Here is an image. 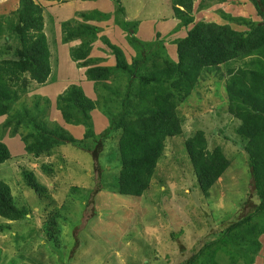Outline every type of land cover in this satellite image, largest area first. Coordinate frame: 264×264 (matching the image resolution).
Segmentation results:
<instances>
[{"label":"rangeland","instance_id":"obj_1","mask_svg":"<svg viewBox=\"0 0 264 264\" xmlns=\"http://www.w3.org/2000/svg\"><path fill=\"white\" fill-rule=\"evenodd\" d=\"M33 1L43 10L52 72L43 85L31 82L27 75L20 76L13 87L18 99L11 104L9 114L0 118L1 143L11 157L0 165V181L10 188L15 206L28 211L18 222L0 218V264H183L194 254L200 255L197 264H203L207 247L257 204L255 191L249 186L245 142L235 133L238 123L227 113L224 91V81L243 63L232 61L200 72L190 94L176 110L182 122V138L166 141L150 190L140 199L122 197L117 194L113 175L120 171L114 157L119 134H113L100 153L101 183L95 180L91 154L85 151L94 147L95 139L108 126V117L119 110L118 100L111 101L106 111L98 103L89 113L93 138L88 142L83 141L86 127L66 125L56 109V99L71 85L82 87L93 102L99 95L105 96L100 86L86 82L87 69L71 62L69 50L80 42L62 44L60 25L83 22L76 16L80 12L96 10L106 16L90 23L99 30L89 53L98 66L115 65L102 38L120 48L128 64L139 54L138 48L127 43V34L120 28L124 22H137L134 37L154 44L162 52L160 57L176 62L175 41L185 38L193 24L228 25L245 34L262 25L254 6L248 0H193L194 23L185 28L172 12V0ZM17 8L18 0H0V23L6 29L0 36V61L18 60L13 50L18 43L14 33ZM118 81H108L105 86L125 89L126 82ZM45 110L48 124L66 131L77 144H60L53 154L36 159L24 152L21 137L27 128L14 126V120L30 123ZM198 131L205 134L208 150L220 148L230 164L206 198L195 184L183 146L184 140ZM24 173H31L40 186L48 189L44 198L39 199L25 185ZM50 215L55 224L51 232ZM259 242L254 264H264V235ZM226 250L235 253L244 249L230 242ZM214 259L217 264H230V258L222 252Z\"/></svg>","mask_w":264,"mask_h":264},{"label":"trees","instance_id":"obj_2","mask_svg":"<svg viewBox=\"0 0 264 264\" xmlns=\"http://www.w3.org/2000/svg\"><path fill=\"white\" fill-rule=\"evenodd\" d=\"M248 1L254 6L262 25L243 34L228 25L193 24V0H172V12L181 25L186 28L193 24L185 38L175 41L176 62L160 57L162 52L154 44L147 45L134 37L137 22H124L120 28L127 34V43L138 48L139 54L128 64L122 50L102 38L115 65L113 68L98 66L89 58V53L99 30L90 23L99 21L98 18L106 19V16L96 10L80 12L76 16L83 22L72 24L69 21L60 25L62 44L80 42L78 47L69 50L71 62L77 68H86V82L100 86L105 96L99 95V100L93 102L84 95L82 87L71 85L56 99V109L66 125L86 127L83 141L88 142L93 138L91 127H88L89 113L97 108L98 103V107L106 111L104 109L111 101L118 100L119 110L108 117V126L95 139L94 147L85 151L90 152L95 180L101 183L100 153L106 141L113 134H119L114 157L118 159L120 171L113 175L117 194L122 197L140 199L150 190L166 141L182 138V122L176 110L190 94L200 72L218 69L232 61L243 63L242 68L224 81V91L227 113L238 123L235 133L245 142L243 151L247 155L251 176L249 186L255 191L257 204L206 248L203 264H217L214 257L218 252L228 255L230 264H254L261 246L259 238L264 235V0ZM118 10L124 15V9L119 7ZM16 11L14 33L18 43L13 50L18 60L0 61V118L9 114L11 104L18 99V92L13 87L20 76L27 75L31 82L43 85L52 72L42 8L33 0H18ZM4 31L6 29L0 23V36ZM115 73L119 80L126 82L125 89L105 86L108 81L119 83ZM46 114V110L42 111V116L33 118L30 123L14 120V126L27 128L28 132L21 137L24 152L36 159L53 154L60 144H77L66 131L51 127L44 119ZM2 135L0 132V138ZM183 146L195 184L206 198L229 168V161L220 148L208 150L202 131L186 138ZM10 159L9 151L0 139V165ZM24 183L39 199L45 197L48 189L40 186L31 173H24ZM27 215V210L15 206L10 188L0 181V218L14 223ZM50 216L51 232L55 224ZM230 242L244 250L235 253L226 250ZM199 256L194 254L183 264H197Z\"/></svg>","mask_w":264,"mask_h":264}]
</instances>
